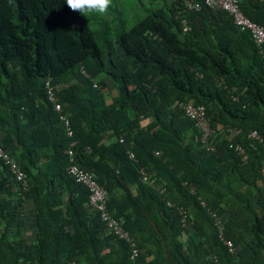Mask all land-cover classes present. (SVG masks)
I'll return each mask as SVG.
<instances>
[{
	"label": "trees",
	"instance_id": "16d2710c",
	"mask_svg": "<svg viewBox=\"0 0 264 264\" xmlns=\"http://www.w3.org/2000/svg\"><path fill=\"white\" fill-rule=\"evenodd\" d=\"M241 6L264 25V2ZM179 102L206 107L213 148ZM253 131L264 139V54L227 11L113 0L95 25L66 0H0V146L28 182L0 158V264H264ZM71 157L107 190L135 258Z\"/></svg>",
	"mask_w": 264,
	"mask_h": 264
},
{
	"label": "built area",
	"instance_id": "2783aa9c",
	"mask_svg": "<svg viewBox=\"0 0 264 264\" xmlns=\"http://www.w3.org/2000/svg\"><path fill=\"white\" fill-rule=\"evenodd\" d=\"M244 1L246 0H183L188 10L200 11L204 2L205 5L209 6L212 9H222L227 11L232 16L234 23L238 27H240L244 31L250 32L256 44L260 48L262 54H264V25L257 23L245 14L241 6L242 2ZM258 1L264 2V0ZM183 24L185 31H189L191 29L190 26L187 24L186 20H183ZM48 87L50 88V98L52 101H54L55 98L53 89L50 85H48ZM179 105L184 109L185 114L189 118L194 119L196 121L197 127L203 134V139L205 141H208L209 148H213L214 146L210 143L209 137L216 133V128L212 126L211 120L207 116L206 107L204 105H195L191 102H180ZM56 109L58 111H61L62 105L60 103H57ZM61 119L67 125L69 135H72L73 132L68 116L62 114ZM237 133H240V130L229 129L226 134L228 136H232L233 134ZM251 136L258 139L260 142H263L264 145V139L257 131L252 132ZM231 147H233L236 151H239L241 154H245V150L240 143H232ZM0 158L10 166L11 172L15 175L18 181L22 182L21 185L26 189L28 187V182L25 180L24 170L21 168L16 159H14L12 155L1 146ZM70 161L71 163L68 166V172L76 178V181L83 183V185L89 188L90 204L101 211L103 220L107 222L109 228L113 230L116 235L124 237L125 239H127V241L131 243V245L133 246L132 258L138 256L139 250L130 232L124 229L120 222L116 218H114L107 210V190L99 184V182L96 180L95 175L90 170L84 169L76 162H74V157H71ZM169 204L172 205L171 203ZM216 225L219 228L221 240L227 246L229 252L234 253L236 250L234 242L231 239L224 238L225 226L221 218L217 216ZM214 260L217 262V258L215 256Z\"/></svg>",
	"mask_w": 264,
	"mask_h": 264
},
{
	"label": "clouds",
	"instance_id": "9594fccd",
	"mask_svg": "<svg viewBox=\"0 0 264 264\" xmlns=\"http://www.w3.org/2000/svg\"><path fill=\"white\" fill-rule=\"evenodd\" d=\"M66 4L70 10L87 17L91 14L105 15L112 6L113 0H66Z\"/></svg>",
	"mask_w": 264,
	"mask_h": 264
},
{
	"label": "rangeland",
	"instance_id": "374dc122",
	"mask_svg": "<svg viewBox=\"0 0 264 264\" xmlns=\"http://www.w3.org/2000/svg\"><path fill=\"white\" fill-rule=\"evenodd\" d=\"M121 8H122V6H121ZM102 16H104V15L91 14V15L85 17V18L88 19V20H90L91 22H93L95 25H98V20L102 19Z\"/></svg>",
	"mask_w": 264,
	"mask_h": 264
}]
</instances>
